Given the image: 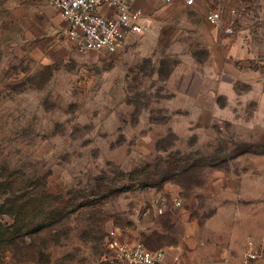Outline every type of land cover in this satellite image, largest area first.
<instances>
[{
    "label": "rangeland",
    "instance_id": "rangeland-1",
    "mask_svg": "<svg viewBox=\"0 0 264 264\" xmlns=\"http://www.w3.org/2000/svg\"><path fill=\"white\" fill-rule=\"evenodd\" d=\"M144 1L145 30L109 53L44 0H0V175L31 217L81 205L0 264H109L114 239L182 254L224 228L238 264L250 241L264 264V0Z\"/></svg>",
    "mask_w": 264,
    "mask_h": 264
},
{
    "label": "built area",
    "instance_id": "built-area-1",
    "mask_svg": "<svg viewBox=\"0 0 264 264\" xmlns=\"http://www.w3.org/2000/svg\"><path fill=\"white\" fill-rule=\"evenodd\" d=\"M59 11L66 22V36L82 50H103L116 52L129 34L142 33L146 28V14L140 0H44ZM172 3L175 0H160ZM186 6H194L197 0H182ZM231 20L225 26L229 34L235 33V21L242 17L247 8L234 9ZM223 10L210 8L206 13V22L212 26H223ZM176 205L181 201L176 199ZM163 208H159L162 212ZM163 250H151L144 243H133L114 239L110 244L111 264H161L164 260ZM258 250L250 241L247 259L253 264Z\"/></svg>",
    "mask_w": 264,
    "mask_h": 264
},
{
    "label": "trees",
    "instance_id": "trees-1",
    "mask_svg": "<svg viewBox=\"0 0 264 264\" xmlns=\"http://www.w3.org/2000/svg\"><path fill=\"white\" fill-rule=\"evenodd\" d=\"M0 191V248L5 250L7 247L18 249L20 245L26 244L28 238L42 234L51 223L62 220L81 207L74 200L60 195L54 208L44 209L42 213L31 217L28 215L30 195L28 188L22 184L21 177L19 179L13 174L0 175ZM49 195L56 197L53 194ZM39 210L37 207L35 212ZM3 216H9L11 223L5 222ZM108 263L111 264L109 261Z\"/></svg>",
    "mask_w": 264,
    "mask_h": 264
},
{
    "label": "crops",
    "instance_id": "crops-1",
    "mask_svg": "<svg viewBox=\"0 0 264 264\" xmlns=\"http://www.w3.org/2000/svg\"><path fill=\"white\" fill-rule=\"evenodd\" d=\"M138 4L143 7L145 12L147 2L140 0ZM54 9L58 11L56 8ZM234 240L233 232L226 230V228L222 229L221 234L213 241L203 242V246L196 245V240H186L185 243L188 245V247L185 246L186 251L182 254L169 251L166 256L164 255L165 261L163 264H238ZM170 249H174V247H170Z\"/></svg>",
    "mask_w": 264,
    "mask_h": 264
}]
</instances>
